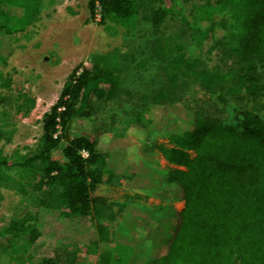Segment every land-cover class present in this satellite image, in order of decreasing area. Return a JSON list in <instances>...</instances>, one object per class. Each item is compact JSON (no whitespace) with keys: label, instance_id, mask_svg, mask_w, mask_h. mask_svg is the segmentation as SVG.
Segmentation results:
<instances>
[{"label":"trees","instance_id":"obj_1","mask_svg":"<svg viewBox=\"0 0 264 264\" xmlns=\"http://www.w3.org/2000/svg\"><path fill=\"white\" fill-rule=\"evenodd\" d=\"M87 2L91 16L115 18L132 39L140 27H148L158 60L153 89L138 93L124 85L126 57L117 51L91 56L90 67L81 66L68 77L43 115L35 147L10 156L0 150V188L21 196L35 193L43 217L56 212L71 233L91 234L89 248L108 241L99 221H112L116 205L113 238L130 252L126 264H264V104L256 101L264 94V0H218L215 5L202 0L197 21L221 14L225 31L210 49L218 62L212 71L167 34L168 16L174 15L180 37L196 42L203 36L185 19L179 0ZM38 6V0H0V65L8 53L5 36L29 25ZM10 84L0 72V88L9 90ZM191 87L202 97L191 98L183 112L157 130L169 147L123 142L115 148V140L130 131L148 132L142 122L147 107L173 103ZM247 101L256 107L246 109ZM9 103L8 96L0 97L1 118L8 116L3 107ZM108 103L121 111L109 114L101 134L69 137L73 123L99 119ZM119 116L126 126L116 136ZM156 151L175 168H159ZM130 153L137 161L127 176L133 178L132 188L164 204L111 203L97 194L113 183L115 171L127 170ZM175 202L183 203L180 211L171 205ZM41 226L38 213H23L0 228V264L15 262L11 248L32 243ZM36 264L58 263L45 259Z\"/></svg>","mask_w":264,"mask_h":264},{"label":"rangeland","instance_id":"obj_2","mask_svg":"<svg viewBox=\"0 0 264 264\" xmlns=\"http://www.w3.org/2000/svg\"><path fill=\"white\" fill-rule=\"evenodd\" d=\"M38 1L39 6L33 21L22 31L5 36L8 53L5 62L0 65V72L2 78L9 79L11 84L9 90L0 88V97L8 96L10 99V103L3 107L8 116L5 119L0 117V131L3 132L0 150L4 156H10L13 152L26 154L35 147L41 135L43 115L56 103L68 77L81 66L90 67V58L93 55L117 51L119 55L126 57L123 66L124 73L127 74L123 73L121 76L125 86L137 90L138 93L152 91L154 86L152 81L158 60L152 55L155 42L147 26L140 27L132 39L127 29L115 18L91 16L87 0ZM217 1L211 0V4L215 5ZM179 3L185 19L198 26L203 36L196 42L180 37L182 35L178 33L179 27L175 23L174 15L168 16L167 34L173 41H182L187 54L198 58L207 70H214L218 62L215 52H210V49L214 42L225 37L220 23L223 17L216 13L208 22L197 21L202 15V11L198 9L202 0H179ZM146 83L148 87L145 86ZM18 97L20 99L16 101ZM179 97L173 103L147 107L142 113V122L148 132L144 135L130 131L124 139L115 140V148L123 142L133 146L143 143L169 147L168 141L157 130L167 120L183 112L191 98L202 97V93L191 87ZM256 101L264 104V94L256 97ZM20 105L22 108L19 111ZM245 105L248 110L256 107L252 101H247ZM120 111L113 104H104L102 113L97 116L99 119L73 123L69 137L79 132L101 134V129L109 123V114ZM123 119V116H119L118 123L114 126L116 136L124 131L126 125L121 123ZM54 159L60 160V154L55 153ZM155 159L161 169L175 168L157 151ZM127 163V170L115 171L113 183L103 186L97 194L111 203L139 202L151 207L164 204L161 200L145 197L138 189L132 188L133 178L127 179V176L136 169L135 154H129ZM139 170L142 176L143 169ZM36 196L33 192L21 196L10 189L0 188V228L23 213H38L42 225L41 235L32 243H19V246L11 248V255L16 257L15 262L4 260L1 264H36L45 259H51L58 264H68L70 261L72 264H126L130 252L113 238L119 218L116 205L112 207V221H99L107 229L108 241L89 248L87 242L91 240V234L82 233L83 230L79 234L71 233L56 212L43 217L41 211L35 207ZM171 205L177 211L183 208L182 202ZM88 229L90 226L86 227Z\"/></svg>","mask_w":264,"mask_h":264},{"label":"built area","instance_id":"obj_3","mask_svg":"<svg viewBox=\"0 0 264 264\" xmlns=\"http://www.w3.org/2000/svg\"><path fill=\"white\" fill-rule=\"evenodd\" d=\"M95 17L99 18V17H100V15H99L98 13H96V14H95Z\"/></svg>","mask_w":264,"mask_h":264}]
</instances>
